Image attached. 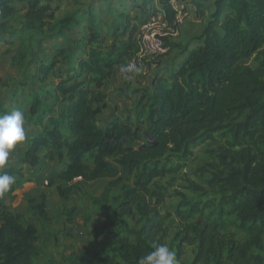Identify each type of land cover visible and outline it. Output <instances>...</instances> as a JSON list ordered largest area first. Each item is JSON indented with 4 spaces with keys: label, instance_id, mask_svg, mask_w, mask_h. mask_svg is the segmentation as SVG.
Segmentation results:
<instances>
[{
    "label": "trees",
    "instance_id": "trees-1",
    "mask_svg": "<svg viewBox=\"0 0 264 264\" xmlns=\"http://www.w3.org/2000/svg\"><path fill=\"white\" fill-rule=\"evenodd\" d=\"M50 1L0 0V33L7 31L17 5L28 8L12 31L18 42L13 65L27 59L36 41L58 26L47 21ZM134 1L143 21L137 24V17L118 12L109 45L87 8L88 48L82 50L76 40L73 54L57 46L48 59H36L41 83L60 61L70 68L55 85L51 105L40 93L31 94L30 117L39 130L27 139L20 162L34 167L41 157L61 158L65 150L62 180L109 179L100 196L90 195L91 208L108 217L101 228L110 237L108 247L89 255L82 246L67 260L138 264L156 241L176 253L178 264L187 250L190 264H264V0H212L210 18L192 38L199 44L189 48L166 40L185 55L178 67L168 76L156 73L129 116L101 127L96 115L105 99L102 87L116 67L127 66L137 53L138 26L159 14L171 21L173 1H185L202 18L208 2ZM76 51L81 53L74 57ZM5 112L0 104V114ZM127 140L140 144L125 146ZM199 140L211 142L213 160L198 169L201 180L185 175V188L194 196L178 192L174 211L164 213V179L175 166L171 160H188ZM3 170L15 177L13 185L28 180L21 166ZM57 190L62 198L70 194L69 187L58 185ZM28 204L38 222L48 218L43 201L28 199ZM0 220V264H57L45 259L44 241L25 215L0 208Z\"/></svg>",
    "mask_w": 264,
    "mask_h": 264
},
{
    "label": "crops",
    "instance_id": "crops-1",
    "mask_svg": "<svg viewBox=\"0 0 264 264\" xmlns=\"http://www.w3.org/2000/svg\"><path fill=\"white\" fill-rule=\"evenodd\" d=\"M59 1L60 0H51L49 3L51 8L56 9V12L58 13L62 7V3ZM106 4L109 5L108 9L111 8V10L114 12L115 18L118 12H125L127 14H130L131 16L137 17V24L143 21V16L140 10L136 7V3L134 0H111L110 2L95 0L93 4L92 2H89L88 4H86V6L89 5L88 8L92 12L93 8L97 10L98 13L101 12L100 10H104L101 13V15L103 16L106 9ZM91 5H93V8H91ZM172 6L174 9L184 12L186 14V19L180 27L179 35L176 38L169 39L167 42L180 45L188 44L189 48L198 45L199 43L192 41V38L202 33L204 29V23L210 18L211 13L213 12L212 0H208V2L206 3L205 15L204 17L200 18L201 21L198 19H196L197 21H193L196 15L195 9L189 6L185 1H173ZM66 9L67 8H63L61 10L60 13L62 16L58 14V20H61ZM87 24L88 22L86 20L72 22L70 26L62 29L60 34H54L55 36H53L52 38L55 37L56 40L55 43L51 45L52 49L47 54L48 58L52 56L57 46L64 45L68 41L80 40V38H83L82 41H84L85 45L83 46V42L80 40L79 46L82 48V50H85L84 47L87 48L88 46ZM101 32L103 33L102 30ZM103 36L104 38L109 39L104 40L105 45H109L112 41L109 36V31L105 32ZM64 47L66 49V52L70 54H73L76 50V45L68 46L66 44V46ZM79 53H81V51H76L74 57H77ZM184 56L185 55L179 48H170L169 46H167V52L162 55L161 62L160 64H158V66L148 65L145 69L140 68L139 71H134L130 74H123L120 68L116 67L112 72L110 78L102 87V92L105 95V99L103 102V108L96 115L97 124L101 127H105L109 124L110 121L114 119H125L127 116H129L130 113H128L127 108L133 106L138 101L143 90L151 88L153 76L156 73H160L163 76H168L173 69L178 67ZM74 61L75 60H73L72 62ZM69 68L70 66L66 61H60L55 67L54 73L49 76L48 80L45 83H41L38 76L35 74L36 68L33 67V82H27L28 89H25L23 93L16 92L15 94L11 90L8 95L6 94V98L4 96L0 98V102L3 103L4 106L8 109V112L15 108H19L25 115L27 130L26 140L16 146L9 157V162L7 165L17 167L21 166L24 178H28L27 181L12 185L8 192H6L3 196H0V208L2 211L8 210L10 212H16L20 214L28 212L29 214H31V216L26 218L33 226L36 227L42 241L44 242H47L49 240V237L51 238L49 230L50 228H52L55 217L60 219L61 222H65L67 229L71 231H73V227H75V225L81 220L83 221V223H81L82 225H87L90 223L91 227H93V225L97 226L99 223H102V213L91 208L89 200L90 197H87L84 200L85 202L82 204H80V202L78 201L72 200V197H74V194L77 193L75 189H77L76 185L78 184L82 185L84 189H89L87 187L92 186L95 189V193L92 191H90V193L92 194V196L98 197L102 194L101 191L103 192V189H97L96 185H98L99 183H103L102 181H104V185H106L109 181V179H98L92 182H88L83 180L82 178L79 179L77 177L72 179L71 181H64L59 178V174L65 170L66 164L68 162V159L65 155V150L63 151L64 155L61 158H59L57 154L52 160L41 157L39 164L34 167L22 164L20 162L27 149V139L33 137L39 130V126L35 125L30 117L31 94L33 92L40 93L41 99L45 103L51 105L53 102L51 94L54 91L55 85L65 77V74L67 73ZM11 87H13L12 84ZM127 88H129V92L127 93V95L132 97V100L134 102L133 105L130 100H125L124 98V93L126 92ZM120 174L125 177V174L122 171H120ZM16 180H20V177H16ZM58 185L63 188H70V194L67 198H62L60 196L57 190ZM78 187L81 188V186L79 185ZM85 192H82V194ZM42 196L44 197V200H42ZM28 199H33L37 203L41 201L44 202V209L48 216L46 220H42L40 222L36 220L34 214L37 213V211L34 210V214L30 212ZM67 211H70V215L67 213ZM86 217H88L87 220L85 219ZM66 221L68 224L66 223ZM1 223L2 221L0 220V225ZM60 241L61 242L57 241L56 243L54 241L51 244L49 253L50 255L58 253V255L62 256H55L59 262L58 264H71L70 261L67 260V257L70 254L77 252L81 248L80 246L82 244H79L78 242L77 245L74 244L72 248H69L66 246V242H64L61 238ZM104 241L105 242L100 249L94 248L92 252L89 251V255L104 252L110 242H108L107 240ZM49 258L50 257H48L47 255L45 256L46 260Z\"/></svg>",
    "mask_w": 264,
    "mask_h": 264
},
{
    "label": "rangeland",
    "instance_id": "rangeland-1",
    "mask_svg": "<svg viewBox=\"0 0 264 264\" xmlns=\"http://www.w3.org/2000/svg\"><path fill=\"white\" fill-rule=\"evenodd\" d=\"M94 1L95 0H90V1H87V0H60L59 2L62 3L61 10L63 8H67L65 10V13H64L63 17L61 18V20L57 19L58 14L61 15V13H60L61 10L58 13V12H56L57 11L56 9L51 8V10L47 13L48 14L47 21L50 24H56L57 23L56 25H58V26L55 29H53L54 31L46 32L45 36H43L40 40L36 41L34 48L32 50V54L27 59H25L24 61H22L18 65H13L12 64V57L17 52L18 42L16 40L17 36L12 31L19 26L20 21L23 19L25 13L28 10L26 4H20V5L16 6L14 15L10 19L9 27H8L7 31L0 33V98H2L3 96L6 98V94L8 95V93L11 90H12V92H14V90H16V92L23 93L25 89H28L27 82L28 81L33 82L32 70H33V67L35 68L37 66L36 65V61H37L36 59L41 58V59L45 60L46 58H48L47 54L52 49L51 45L53 43H55V40H56L55 37L52 38L53 36H55L54 35L55 32L60 30V29H65L66 27L70 26L72 24V22H79L80 20H86L88 22V16L86 14H84V12L86 11L85 9H87L89 6V5L86 6V4H88L89 2L90 3L92 2V4H93ZM99 1L104 2V0H99ZM110 1H107V2H110ZM109 5L106 4V9H105L103 16L101 15V13L104 10H100L101 12L98 13L97 10H95L93 8V5H91V8H93L92 9L93 12L91 11L92 17L95 19L98 29L103 31L102 34L111 30L113 21L116 19L114 12L111 10V8L108 9ZM195 14H196V12H195ZM113 18H115V19H113ZM185 19H186V16L184 18V21H185ZM196 19L200 20V18L197 15H195V18L193 21H197ZM184 21H183V23H184ZM64 23H66V24H64ZM63 24H64V26L61 28L60 26ZM182 24L179 26L178 35H179L180 27L182 26ZM177 36H175L174 38H176ZM82 39L83 38H80L81 41H82ZM105 39L109 40L108 38H105ZM171 39H173V38H171ZM82 42H83L82 45L84 46L85 43H84V41H82ZM61 43H63V42H61ZM66 44L68 46L75 45L74 41H68ZM66 44L59 45V46H66ZM84 48L86 50L88 48V46H87V48L86 47H84ZM263 50H264V46H263ZM161 57L162 56H160L156 59H153L150 62H147L143 67H141V69H145L148 65L152 66L155 64L156 66H158V64H160V62H161ZM31 66H33V67H31ZM138 69H140V68H138ZM17 82H19V83H17ZM11 84L13 87H11ZM128 92H129V88H127L126 92L124 93V98H125V100H130V102L133 105L134 102L132 100V97L127 95ZM142 92H141V94H142ZM119 95H121V94H119ZM19 96H22V95H19ZM0 104L4 106L3 103L0 102ZM132 107L133 106L127 108L128 113L130 112V109ZM6 110L8 111L7 108H6ZM138 144H140V143L139 142L131 143L129 140H127L125 143V146H131V145L137 146ZM210 148H212V150H213V146L211 145V142H205V141L199 140L196 143H194V145L192 146V153H191L188 160L181 161L179 158H176V157L172 158L171 162H173V165H175V166L172 167V172H171L170 176L166 177L164 179V189H165V193L167 194V195H164V205H163L164 213L165 212L171 213L174 211L175 204L177 203V200L179 199L178 192H182V193L184 192L189 197L194 196V194L191 191H188L185 188V185H186V183L184 181V179L186 178L185 175H187L188 178L192 179V180H198V181L201 180V177L198 178V176H197V174L199 172L198 169L203 164L213 160V159L209 158V156L211 155V152L209 150ZM102 182L103 183H101V184L99 183L98 185H96L97 189L98 188L103 189V187L105 186L104 185L105 183H104V181H102ZM78 185L81 186V188H79ZM78 185H76L77 189H75L77 191V193L74 194V197H72V200L78 201V202H80V204H82L85 202L84 200L87 197L89 198L90 195H92L90 193V191L95 193V189L92 186L87 187L89 189H84L82 185H80V184H78ZM80 189H81V191H80ZM98 191H100V190H98ZM82 192H85V193L82 194ZM101 193H102V191H101ZM88 194H90V195H88ZM89 200H90V198H89ZM101 213L103 216V221H102V223H99L97 225V226L100 225L99 227H97L96 225H93V227H91L90 223L87 225H82L81 223H83V221L81 220L80 222H78L75 225L76 228L73 227V231L68 230L65 222H61L60 219L55 217L54 223L52 224V228H50V230H49L50 234H51V238L49 237V240L47 242H44L43 249H44L45 254L48 257L55 259L57 261V264L59 263L55 256H57V257H62V256L58 255V253L57 254L54 253V255L53 254L50 255L49 252H50L51 244L54 241H55V243L57 241L61 242L60 238L64 242H66L65 244L69 248H72L74 244L77 245L79 242V244H82L80 247L85 246L88 249V252L89 251L92 252V250L94 248L100 249L102 247L103 243L105 242L104 240H107L108 242L110 241L109 235L105 231L101 230L102 225L106 222V219L108 217L103 212H101ZM23 215H25L26 217L31 216V214H29L28 212L24 213ZM66 223H67V221H66ZM63 250H65V249H63ZM61 259H63V258H61ZM191 260H192V255H191L190 251L187 250L184 253L183 257L181 258V261L179 262V264H190ZM119 264H124V263L120 262Z\"/></svg>",
    "mask_w": 264,
    "mask_h": 264
},
{
    "label": "clouds",
    "instance_id": "clouds-1",
    "mask_svg": "<svg viewBox=\"0 0 264 264\" xmlns=\"http://www.w3.org/2000/svg\"><path fill=\"white\" fill-rule=\"evenodd\" d=\"M120 70L123 73L139 71L135 65L121 66ZM26 131L25 115L19 108L0 114V196L15 183V177L3 169L16 146L26 140ZM153 249L138 264H178L176 253L166 244L154 241Z\"/></svg>",
    "mask_w": 264,
    "mask_h": 264
},
{
    "label": "built area",
    "instance_id": "built-area-1",
    "mask_svg": "<svg viewBox=\"0 0 264 264\" xmlns=\"http://www.w3.org/2000/svg\"><path fill=\"white\" fill-rule=\"evenodd\" d=\"M174 10L175 16L171 21L159 14L152 16L138 26L136 32L138 51L128 61V65H135L136 68H141L147 62L167 52L166 40L178 35L179 26L183 23L186 16L181 10ZM77 178L80 179L81 177Z\"/></svg>",
    "mask_w": 264,
    "mask_h": 264
}]
</instances>
